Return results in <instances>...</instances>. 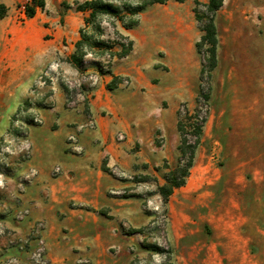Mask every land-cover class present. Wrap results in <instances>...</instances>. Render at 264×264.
Returning <instances> with one entry per match:
<instances>
[{
    "label": "rangeland",
    "instance_id": "rangeland-1",
    "mask_svg": "<svg viewBox=\"0 0 264 264\" xmlns=\"http://www.w3.org/2000/svg\"><path fill=\"white\" fill-rule=\"evenodd\" d=\"M112 4L121 8L124 3L112 0ZM242 7L249 11L246 18L238 14L226 18L230 5L216 20L217 66L209 76L200 78L199 71L197 79L195 73L196 60L201 69L204 49L197 50L195 46L202 33L192 10L189 26L193 33L200 34L197 40L189 48H181L182 55L179 48H171L167 34L161 36L164 42L160 44L170 49L173 58L169 62L166 51H157L149 67L140 66L145 75L150 69L156 86L161 77L175 86L178 67L188 66L183 67V90L172 89L162 96L154 93L144 101L137 97L140 112L149 109L151 117L157 118L162 109H168L169 115L176 110V122L180 119L186 127L190 116L191 122L204 117L206 122L185 184L173 191L166 204L157 187L164 185L165 177L176 170L178 151L172 160H163L155 169L158 179L135 175L129 180L133 184L129 188H140L138 196L154 216L153 225L129 230L140 235L134 264H244L236 258L239 247L248 253V264H264V0H243ZM198 10L200 15L204 13ZM139 14L126 17L123 24L99 16L84 28L85 36L90 43L101 40L106 44H126L119 31L132 20L137 25L127 30H146L145 36L152 37L151 30H168L164 19L156 29L150 25L149 16L140 21ZM19 17L17 23L21 22ZM143 51L137 47L136 53L148 58L152 46L147 45ZM80 52L86 55L82 72L75 68L76 73L71 74L58 68L54 73L47 71L48 75L30 89L23 86L7 100L9 108L0 128V264H49L42 243L45 225L32 221L29 204L24 201V190L33 174L27 167L31 150L28 133L30 128L40 126L33 110L58 101L64 109L80 108L86 113L92 77L109 72L111 61L117 59L109 56L120 52V47L98 51L84 46ZM126 80L124 83L121 79V83L127 88L130 80ZM54 92L63 95L60 103L57 98L49 99ZM202 94L209 95L207 103L199 97ZM172 117L175 119V115ZM186 132L190 133V129ZM154 139V144L159 145L160 139ZM187 139L194 141L189 135ZM68 140L76 143L71 137ZM179 142L178 133L176 150ZM70 148L75 153L80 151ZM151 185L155 191H150ZM150 200L157 204L152 205Z\"/></svg>",
    "mask_w": 264,
    "mask_h": 264
},
{
    "label": "crops",
    "instance_id": "crops-1",
    "mask_svg": "<svg viewBox=\"0 0 264 264\" xmlns=\"http://www.w3.org/2000/svg\"><path fill=\"white\" fill-rule=\"evenodd\" d=\"M29 1L0 0L6 8L0 19V128L9 108L7 100L17 89H30L48 75L47 71L54 73L56 68L76 73L61 59L73 53L88 14L77 11L75 4L89 0H44V9L36 8L32 18L24 17L17 23L19 7ZM194 1L169 0L148 6L139 14L140 21L149 16L150 25L157 29L164 19L168 27L151 30L152 37L144 35L146 30L119 31L133 42V49L125 58L111 61L110 73L92 77L86 113L80 108L64 109L60 103L63 95L57 92L49 99L57 98L60 104L57 101L34 108L40 126L30 128L28 133L31 150L27 167L33 174L24 190V201L29 204L32 221L45 225L42 243L49 264H134L140 235L129 230L153 225L154 216L138 196L140 188H129L133 185L129 180L135 175L158 179L155 169L163 160H172L178 151L176 110L169 115L168 109H162L157 118L151 117L149 109L140 112L142 106L136 98L144 101L154 93L162 96L172 89L183 90L186 85L185 65L178 67L175 86L162 77L156 86L150 69L145 75L140 66L149 67L157 51H166L169 62L173 58L170 49L160 44L164 42L161 36L167 34L171 48H179L182 55L181 48H189L197 40L200 34L193 33L189 26ZM196 1L207 4L209 0ZM242 3L224 0L214 23L230 5L226 18L236 14L246 18L249 11ZM147 45L152 46V52L145 59L136 50L139 47L145 51ZM195 68L198 79L197 60ZM114 77L124 83L129 78V86L124 87L122 82L108 90L106 86ZM70 137L76 143L69 142ZM154 138L160 139L159 145L154 144ZM70 147L80 151L75 153ZM148 188L156 189L154 185ZM236 258L244 264L250 260L240 247Z\"/></svg>",
    "mask_w": 264,
    "mask_h": 264
},
{
    "label": "trees",
    "instance_id": "trees-1",
    "mask_svg": "<svg viewBox=\"0 0 264 264\" xmlns=\"http://www.w3.org/2000/svg\"><path fill=\"white\" fill-rule=\"evenodd\" d=\"M120 1H123L124 3L121 8L114 6L112 4V0H89L82 4L76 3L75 7L77 11L88 13L83 20L85 28L89 24L93 23L94 20L99 16L111 17L120 24H123V20L126 17H135L139 13L144 11L148 6H152L155 4L163 5L169 0H135V5L129 3L128 1L130 0ZM174 1L177 3H183L187 0ZM223 1L224 0H209L207 4H202L196 0L194 1V8L192 9V12L194 14L195 21L199 26V30L202 33L200 41L195 46L197 50H200L201 48L204 49V55L200 69V78H202L204 74H207L209 76L217 66L216 48L218 40L214 18L217 12L222 8ZM44 5V0H30L28 3L24 4L25 16L27 18H32L35 15L36 8L44 9ZM198 9H203L204 13L200 15ZM5 13V6L0 4V19L4 18ZM136 25V21L132 20L128 26L122 27L127 30ZM84 28L79 30V40L74 44L75 51L65 59V62L71 65L77 71L82 72L84 69V57L86 55L80 52L82 50V47L84 46H88L98 51H112L115 45H117L120 47V52H112V54H110L109 56L110 58L117 59L125 58L132 51L133 42L123 36L120 37L126 41V44H106L101 40L90 43L85 36ZM119 83H121V79L114 77L112 81L107 84L106 88L108 90H111ZM199 97L206 103L209 100L208 94H202ZM198 113L199 108H196L195 115L198 116ZM192 119L193 117L191 116L188 118L189 124L187 125V127L180 119H178L177 121L176 128L180 135V142L177 147V150L179 152L178 166L174 172L165 177V184L157 187L158 195L160 196L163 204L167 203L168 199L175 189L184 186L185 179L188 177L189 170L193 165L195 151L200 144V136L202 134V128L206 122V118L204 117L200 121L196 120V122H191ZM186 129H190V133L186 132ZM188 135L194 138L193 142H190L187 139ZM104 171H106L105 168Z\"/></svg>",
    "mask_w": 264,
    "mask_h": 264
},
{
    "label": "built area",
    "instance_id": "built-area-1",
    "mask_svg": "<svg viewBox=\"0 0 264 264\" xmlns=\"http://www.w3.org/2000/svg\"><path fill=\"white\" fill-rule=\"evenodd\" d=\"M19 12H20V17H19V21H22L23 19H24V17H26L25 16V13H24V4L23 5H21L20 7H19ZM120 139V138H119Z\"/></svg>",
    "mask_w": 264,
    "mask_h": 264
}]
</instances>
